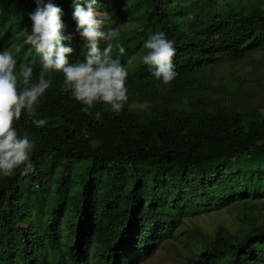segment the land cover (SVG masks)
<instances>
[{
	"label": "trees",
	"instance_id": "obj_1",
	"mask_svg": "<svg viewBox=\"0 0 264 264\" xmlns=\"http://www.w3.org/2000/svg\"><path fill=\"white\" fill-rule=\"evenodd\" d=\"M45 2L63 10V34L70 37L63 43L75 50L69 61H82L87 47L76 31L73 0ZM184 2L97 0L98 13L113 15L112 27L120 17L136 19L134 31L112 41L114 57L123 46L126 62L145 37L163 31L175 41L178 75L163 85L137 61L126 87L128 97L149 102L142 122L127 104L119 115L97 104L89 116L65 89L62 73L48 77L37 109L47 125L37 128L26 115L15 124L36 140L34 169L0 174V264H135L140 250L172 237L188 216L232 206L243 209L236 220L246 230L227 238L223 227L211 236L194 229L200 241L183 264H264V215L251 213L247 199L264 198V115L252 103L226 107L207 93L193 101L184 94L185 102L178 96L210 67L259 49L264 0ZM35 8V0H0V51L31 32ZM25 46L11 51L17 71L20 62L36 60L35 82L39 56Z\"/></svg>",
	"mask_w": 264,
	"mask_h": 264
},
{
	"label": "clouds",
	"instance_id": "obj_2",
	"mask_svg": "<svg viewBox=\"0 0 264 264\" xmlns=\"http://www.w3.org/2000/svg\"><path fill=\"white\" fill-rule=\"evenodd\" d=\"M36 8L29 13L31 32L12 47L19 51L30 45L39 56L40 72L33 81L36 60L20 62L11 49L0 51V174L5 177L27 175L34 169L32 155L36 140L27 130L22 133L15 127L22 115L32 125L42 128L48 121L37 118V109L51 86L48 78L53 72L62 73L65 89L82 105L81 111L91 116L97 104L119 115L128 102L126 83L132 59L122 62L125 48L118 46L119 56H113V43L121 35L119 27L111 26V17L95 10L97 0H73V18L77 33L86 42L84 59L69 61L74 48L63 41V10L51 2L35 0ZM101 43L105 46L101 47ZM141 59L151 69V75L163 85H169L178 75L175 70V41L163 31L150 34L143 44ZM159 87V84L157 85ZM94 118L101 121L100 111Z\"/></svg>",
	"mask_w": 264,
	"mask_h": 264
},
{
	"label": "rangeland",
	"instance_id": "obj_3",
	"mask_svg": "<svg viewBox=\"0 0 264 264\" xmlns=\"http://www.w3.org/2000/svg\"><path fill=\"white\" fill-rule=\"evenodd\" d=\"M243 2L245 0H242ZM180 4L186 5L184 0H178ZM182 5V6H183ZM220 6L221 2H217ZM98 8L103 9L102 6ZM118 10L113 11L112 14H117ZM134 13L133 15H135ZM113 15L111 22H113ZM136 19L133 17H120L114 27H119L121 33L134 31ZM153 32L155 26L152 23ZM148 37H145V40ZM16 42L14 44H19ZM6 49H11L13 52L28 51L24 45L19 51L12 45ZM144 44V43H143ZM259 49L239 62H227L218 66L210 67L205 72L197 77V81L191 85L184 86L178 96L185 102L184 94L189 93V96L196 99L198 96L202 97L204 93L210 94L211 97L218 96L221 98L222 104L228 106L230 104L240 105L247 103L254 105L255 111L264 115V39L261 41ZM142 45L135 51L129 59H132V65L129 73L135 71L137 61L144 54ZM87 49L83 54L86 55ZM147 101H135L129 97L127 106L134 111L139 117L140 121L144 120L145 116L149 115ZM170 175V172H167ZM252 200L250 206L252 207L251 213L256 211L260 217L264 215V198L249 199ZM243 209L238 206L222 208L219 211H211L208 213H199L188 216L179 222V225L174 231V235L169 239L162 241L157 246L142 249L136 256L135 264H183L185 255L194 251V242L200 241L199 235L194 231L202 233L204 236H211L217 227H223L226 237L239 235L246 230V224L238 223L237 218L241 217ZM249 213V212H248ZM258 217L257 224L261 222Z\"/></svg>",
	"mask_w": 264,
	"mask_h": 264
}]
</instances>
